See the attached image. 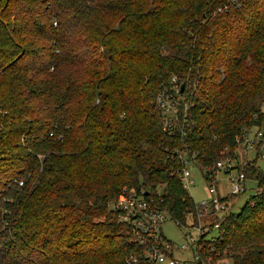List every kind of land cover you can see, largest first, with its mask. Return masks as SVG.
<instances>
[{
  "label": "trees",
  "instance_id": "obj_1",
  "mask_svg": "<svg viewBox=\"0 0 264 264\" xmlns=\"http://www.w3.org/2000/svg\"><path fill=\"white\" fill-rule=\"evenodd\" d=\"M173 76L197 84L180 145L202 172L253 130L260 150L202 256L264 264V0H0V264H126L125 188L194 214L156 108Z\"/></svg>",
  "mask_w": 264,
  "mask_h": 264
},
{
  "label": "built area",
  "instance_id": "obj_2",
  "mask_svg": "<svg viewBox=\"0 0 264 264\" xmlns=\"http://www.w3.org/2000/svg\"><path fill=\"white\" fill-rule=\"evenodd\" d=\"M183 86L184 91L181 92ZM196 88L197 84L184 83L177 76H173L156 97V108L162 117L164 131L174 140L172 147L166 148V151L176 164L173 168L174 175L182 182L186 191L194 184L190 167L199 165V161L196 151L180 143L184 141L191 128V108ZM245 140L253 144L249 136ZM219 172L227 175L230 186V193L224 196L218 189L216 175ZM204 174L209 178V198L200 203L194 201L195 212L190 214L193 217L192 225L188 224L187 220L184 224L173 220L170 213L162 210L155 199L145 191L125 188L112 202L111 210L117 216L118 223L128 230L130 243L135 248L126 258V264H210L209 261L207 262L208 257L210 259L222 257L221 251L211 247L210 252L207 249L209 255L203 258L204 245L200 242L204 237L214 243L221 241L220 230L224 217L222 219L220 217L229 209L230 197H237L247 192L245 185L247 178L235 160L219 161L205 168ZM168 221H172L182 230L188 241L186 244H176L165 236L163 227ZM191 229H196V236L191 233ZM214 231H219V235L209 238ZM189 248L193 260L178 258V255L187 252ZM225 258L227 257L218 259L219 263L225 262Z\"/></svg>",
  "mask_w": 264,
  "mask_h": 264
},
{
  "label": "rangeland",
  "instance_id": "obj_3",
  "mask_svg": "<svg viewBox=\"0 0 264 264\" xmlns=\"http://www.w3.org/2000/svg\"><path fill=\"white\" fill-rule=\"evenodd\" d=\"M255 134L256 132H254L253 130L249 137V140H253L255 137ZM259 151L258 149L255 150L254 148H252L250 143L245 142L244 144L239 146L236 149V151H234L233 154H230V152L227 151L224 155L225 157H222L220 161L227 162L229 160H235L237 164L239 165V167L245 171V169L249 167L250 163L255 164L254 160L257 158V153ZM261 154L262 156L258 160V167L262 172H264V149L261 151ZM190 170L192 172L194 184L189 187L188 192L196 203H200V201L209 198V192H208L209 183L205 179V176L203 175V172L199 165H192L190 167ZM216 176L218 180L219 193L222 196L230 193V186L227 181V175L224 174L223 172H219L217 173ZM245 185L248 191L245 194H241L237 196L236 198L235 197L229 198L231 201L230 207L225 212V214L220 217L221 219L230 212H233V213L239 212L240 209L249 200V198L256 193L257 183L255 180L249 179L248 181H246ZM187 222L188 224L192 225L193 217L191 216L188 217ZM190 231L194 236L197 235L196 229H191ZM163 232L168 239L175 242L176 244L182 245L188 242L186 238L184 237V233L182 232V230L177 225H175L172 221H168L164 225ZM218 235H219V231H214L211 235H209V238L213 236H218ZM224 256L222 254V257L220 256L218 259L220 260ZM178 258L193 260V255L190 252V248L187 250V252L178 255ZM208 259H207V262L209 261L210 264H232L231 260L228 258H225L226 259L225 262H221V263H219V260L215 257L213 259H210L208 257Z\"/></svg>",
  "mask_w": 264,
  "mask_h": 264
},
{
  "label": "water",
  "instance_id": "obj_4",
  "mask_svg": "<svg viewBox=\"0 0 264 264\" xmlns=\"http://www.w3.org/2000/svg\"><path fill=\"white\" fill-rule=\"evenodd\" d=\"M184 91V86L182 87V89H181V92H183ZM206 178H207V176H206Z\"/></svg>",
  "mask_w": 264,
  "mask_h": 264
}]
</instances>
